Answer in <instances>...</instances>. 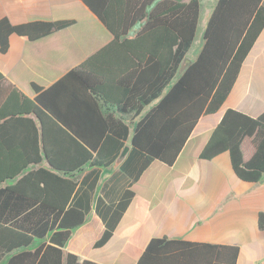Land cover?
<instances>
[{"label":"trees","instance_id":"1","mask_svg":"<svg viewBox=\"0 0 264 264\" xmlns=\"http://www.w3.org/2000/svg\"><path fill=\"white\" fill-rule=\"evenodd\" d=\"M83 1L113 32V41L48 89L34 83L38 93L33 98L14 88L0 108V248L11 253L5 264H64L63 249L93 203L105 224L95 246L104 245L129 207L133 185L144 171L155 160L173 164L199 118L222 106L264 28V0H217L204 29L203 46L185 64L196 38L201 0H140L142 7L130 22L122 21V31L111 23L104 0ZM139 20H144L140 30L128 36V29ZM72 23L60 19L13 24L0 18V51L8 50L12 33L36 40ZM116 50L124 56L112 54ZM108 75L110 84L113 81L120 89L106 86ZM116 93H123V98L116 101ZM101 99L110 107L118 104L119 112L104 110ZM72 103L95 107L93 128L72 126ZM132 108L136 113L129 119ZM27 115L36 116L41 127ZM14 123H30L35 146H13ZM54 137L57 144L52 143ZM246 140L253 145L248 157L243 148ZM126 144L131 149L104 188L109 187L116 199L96 198L103 171L113 167ZM224 152L240 179L261 181L264 112L253 117L227 109L200 157L213 159ZM44 156L51 168L40 165L22 174L30 165L41 164ZM21 174L15 183L3 186ZM259 225L264 229V212L259 213ZM37 241L41 243L35 246ZM239 252L237 245L161 236L149 241L137 264H236ZM66 264L98 263L79 262L68 252Z\"/></svg>","mask_w":264,"mask_h":264},{"label":"crops","instance_id":"2","mask_svg":"<svg viewBox=\"0 0 264 264\" xmlns=\"http://www.w3.org/2000/svg\"><path fill=\"white\" fill-rule=\"evenodd\" d=\"M139 1L104 0V9L108 10L116 29L122 31V21L128 18L130 22L134 18L135 11L142 7ZM216 1L210 3L209 9H213ZM4 17L13 24L60 19H71L73 23L36 40L17 33L10 35L8 50L4 53L0 51V72L3 74L0 80V108L14 88L33 98L38 93L34 83L48 89L114 39L113 32L83 0H0V18ZM207 20L201 21L202 33ZM143 23L144 20H139L129 28L128 36H134ZM111 52L124 56L117 50ZM194 59L187 54L185 64ZM116 61L119 64L117 55ZM109 79L110 75L106 76L107 87L120 89L113 81L110 84ZM121 98L123 93H116L114 99ZM157 102L158 99L145 106L143 112ZM100 103L106 111L119 109L118 104L110 107L102 99ZM229 108L253 117L264 112V28L246 56L222 106L216 112L199 118L173 164L153 161L133 185L135 195L111 238L104 245L95 246L103 235L105 224L93 203L85 222L73 231L64 247L63 263L66 264V255L71 252L77 255L79 262L137 264L152 238L167 236L171 239L237 245L240 252L236 264H264V229L259 225V213L264 212V176L259 182L240 179L233 170L228 152L213 159L200 157L213 130ZM69 111L74 115L72 126L76 129L94 127L96 109L89 103H72ZM135 113L136 109H130L128 118L131 119ZM27 116L41 127L36 116ZM20 124H23L22 127ZM13 126L11 143L16 149L25 145L35 146L36 139L30 136L33 132L30 123H14ZM26 130L29 134L24 136ZM51 140L57 144V137ZM243 148L246 157L253 152L250 140L244 142ZM40 165L51 168L44 156L41 164L30 165L22 174ZM22 174L6 180L3 186L15 183ZM81 175L82 172L79 173ZM108 178L101 179L96 198L116 199L109 187L104 189ZM39 243L41 241H37L35 246ZM10 255L0 248V264H5Z\"/></svg>","mask_w":264,"mask_h":264},{"label":"rangeland","instance_id":"3","mask_svg":"<svg viewBox=\"0 0 264 264\" xmlns=\"http://www.w3.org/2000/svg\"><path fill=\"white\" fill-rule=\"evenodd\" d=\"M213 1L214 0H202V10H201L200 22L198 25V31L196 34V38L192 44V47L190 48V50L188 52V56L190 59H194L203 46L204 38H203V33L201 32V27H202L201 21L203 22V19L209 18L210 14L213 10V9H209V5ZM116 168H118V167L113 166L112 168L111 167L105 168V170L103 171V175H102L101 179H107L115 171ZM108 182H109V180H108ZM108 182H106V183H108ZM109 184H111V183H109ZM111 193L114 194V192H111Z\"/></svg>","mask_w":264,"mask_h":264},{"label":"water","instance_id":"4","mask_svg":"<svg viewBox=\"0 0 264 264\" xmlns=\"http://www.w3.org/2000/svg\"><path fill=\"white\" fill-rule=\"evenodd\" d=\"M130 149H131L130 144H126L124 146V148L122 149V151L120 152L119 156L116 158V160L113 164L114 167H119L123 163V161L126 159L128 153H129Z\"/></svg>","mask_w":264,"mask_h":264},{"label":"built area","instance_id":"5","mask_svg":"<svg viewBox=\"0 0 264 264\" xmlns=\"http://www.w3.org/2000/svg\"><path fill=\"white\" fill-rule=\"evenodd\" d=\"M258 264H262V263H258Z\"/></svg>","mask_w":264,"mask_h":264}]
</instances>
